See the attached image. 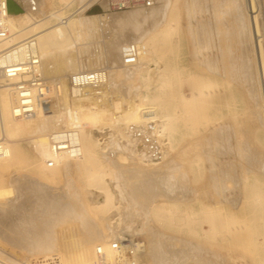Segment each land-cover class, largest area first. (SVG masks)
Here are the masks:
<instances>
[{"label": "rangeland", "instance_id": "1", "mask_svg": "<svg viewBox=\"0 0 264 264\" xmlns=\"http://www.w3.org/2000/svg\"><path fill=\"white\" fill-rule=\"evenodd\" d=\"M52 1L53 0L50 1L49 0L48 1L8 0L9 18L10 16L19 13L36 11V9H38V7L42 2H43L42 6H44V4L46 6L45 8L42 7L43 10L42 13L46 14V15L44 14V16H47L55 11L58 13L64 12L63 14L65 17H70L75 20L82 19V16L93 17L95 15H105V14H111V15L115 14L116 16H121L122 20L121 18H118L113 23L110 21L108 23L99 20L95 23H92V21L89 22L80 21L81 23H79V26L81 27L78 28L80 30H78V33H76L75 39L76 38L77 39L75 40L74 43L75 45L72 46V48L75 51H77L76 49H78L77 55L80 57V59H84V57L86 56H92L96 59L100 57L101 61L98 62V65L101 66L102 64L103 66L105 64L104 66H107L108 63L106 60V55L104 56L103 53L107 54L106 43L112 38L111 36L115 34V38L120 43V51L124 45L129 43L136 45L139 49V57L137 63L134 60L131 61L128 59H124L122 56L121 63L119 64V66L121 67V70L123 71L124 75H126V78H128V81H124L125 77L121 73L119 77L120 81L126 82V84L131 86L132 88L134 87L140 89L142 88L143 90L142 89L140 90L142 94L148 93L151 95V97H153L154 95L158 94L156 93L158 92L156 86L160 84L162 81L161 80L162 77H160L161 72H163L164 70V73L167 74V76L170 78L169 82L171 83L169 84V86H167L164 89H161L159 93L162 94L163 98L168 95L166 98L168 101L166 112L175 116L173 129L170 132H168L167 135H165L166 137H164V139L166 140L163 141V144H165L166 142V144L164 145L165 148L164 156L162 155V153H160L159 155V152L158 153L157 151L153 152L152 150H150L149 154L151 153L153 157L151 156V154L150 155L147 154L146 156L148 158L151 156V158L149 159L154 161V157L158 154L156 156L157 159L155 160L156 161L163 160L160 162L159 166H156L155 168L154 167L146 168L142 164H137L139 165L137 167L136 165L137 160L133 159L136 157V155H134L132 151L135 149V147L137 148L139 146L142 148L145 144L144 147L147 148V146H149L148 148L152 149V144L156 142L153 141L154 138L151 137V133L148 134V132L151 131H148L149 129H146V125L140 127L141 130L137 128L136 131H138L139 133L141 132L140 134L136 133L135 136H137L136 138L137 140L127 136L130 132V127L126 124H124V126L123 123H121L122 126L120 125L118 126V124H116L117 126L114 125V127L112 125L111 126L101 125L100 127H98L99 129H101V131L102 130L106 131L105 132L106 136H104L106 139L103 137V140L101 142L103 143L105 142L104 146H107L108 148L110 147L112 148V145L116 143L126 144L127 142L126 140H128L129 138H132L133 142L135 140L134 144L132 143V148L130 146V149L127 148L123 150L119 149V152L116 151V153L120 156L118 155L111 156L113 158L115 167L113 168L114 170L112 169V172L107 169L106 170L107 172L105 173L106 175L104 174L106 177L105 176L104 177L106 178L105 180L110 181L109 183L111 185L110 187L112 190H115L114 183H112V180L115 179L116 176L118 177V175H121L122 171L120 169L123 167L130 166L131 162L134 161L135 162L134 165H136L138 169L141 168L148 169L149 172L152 173L157 172L158 174L160 173V176L161 175L168 176L170 174L171 176L173 175L170 178L171 181L177 184L179 183L180 186L175 187L174 193L169 197L163 196L162 197L163 200L165 201V199L167 198L166 199L168 200L167 202L172 204L171 206H173L174 209L179 208L177 212L178 211L180 212L182 211V213L188 212L189 214L190 213L193 214L194 215L193 217H195L196 226L194 225V222L192 223L191 226H186V225L183 226L179 224L169 226L166 222L164 221L159 222L157 219L152 218L153 216L152 217L150 216L149 219L152 222L149 220L151 223L148 222V225L146 226L147 230L149 231L145 232L144 234L137 235L135 236V238L138 239L140 242H143L144 245H146L144 247L146 248L145 250L148 252L149 251L148 245H150V243L153 240L151 235H152V231H154L161 234L164 237L166 236L165 238L168 239L171 238L172 240L170 239L169 241L171 242V244L169 242L168 244L173 246L174 249L177 247V249L175 250H186L189 248L188 247L189 244H187V242L192 238L191 235L194 234L193 238H198L197 233H195V231H198V220H196L198 218V207L200 205H205L204 210L206 212L217 209L216 212L218 211L217 213L220 215V216L218 215L220 221L222 220L223 222V220H226V218L227 220L224 223L225 225L224 224L222 225L221 222V225L219 226V228L221 229H219V235L218 237L216 236L217 238L211 235V237L208 236L206 239H203L199 242V243L204 242V245L207 248L208 247L210 248H208L209 249L208 252L204 254L199 253L198 257L194 256L196 260H198L200 264H264L263 262L264 260H261L264 258V247H263L264 235H262L264 234V221H263L264 211H262L264 210L263 209L264 208V201H263L264 200V106L262 103L264 101V92L259 85V77L257 73L258 72L257 53L259 50V46L257 48L253 43V34L255 33L257 37V33H258V35H260L258 38V43L260 44V48L264 53V0H198V8L195 9L194 8L191 9L190 6L194 5V2L196 3L197 0H158V4L156 5L157 7L155 6L156 12L160 13L161 10L164 9L166 13L169 11L172 13L174 12L175 13L174 16L176 17L175 19L178 20L179 18V21L176 22L175 20L174 23V24L177 23L175 26L176 28H174L177 32L173 33L174 39H172V42L167 47L163 48L161 52L157 53V56L160 57L162 55L164 56L162 60L159 59L158 57L155 58V60L158 62L162 61L161 62L162 64L161 63L152 64L150 67L149 65L146 66L144 65L143 69L144 68L147 69L145 70L146 72L142 69V72L144 71V73H142L143 76L142 78L141 76L137 78L136 74L138 72V68H140L141 66V63L146 62V60H148L149 57L144 52V49L139 46V43L147 36H151L152 33L148 29L149 27L146 24L147 23L146 20L143 19H136L133 21L126 20L124 14L134 9L133 7L126 10H113L112 2H114L115 0H105L106 2L103 0H93V1L86 0L87 2L85 0H69V2L67 0L65 1L61 0V2L60 0H55L53 2ZM87 3L89 4V6L87 5ZM80 4L81 5L83 4V7ZM247 5L249 8L247 7ZM52 6L53 7L56 6V7L53 8ZM48 7H50L52 10ZM83 8L85 10H83ZM79 9L82 12H79L78 11ZM45 10H47V12ZM74 11L76 12L74 13ZM94 12H97V14H93ZM186 15L189 18H187ZM56 23H57L56 20H52L51 22V24H56ZM102 24L104 25L105 28L103 27ZM96 27L98 28L96 29ZM254 27L257 30L256 32L254 31L255 30ZM81 28L86 30H83L82 32ZM195 30H197L198 32V53L195 52L196 45L194 39L192 38L193 35L195 36V34L197 33ZM95 31L97 32V34ZM81 33L82 36L84 37L80 36ZM77 34L78 35L80 34L79 38ZM124 37L127 38L126 42L122 41ZM80 42L81 44H79ZM179 46L181 50L179 49ZM158 66H161L160 68L161 70L159 69ZM188 73L191 74L189 75ZM143 74H145V77ZM157 77L158 79H156ZM181 77H183V79ZM197 77H198V83H197L198 85L196 87L195 79H197ZM135 78L136 80H134ZM139 80L141 81L143 87L140 84ZM191 80L195 82L193 83V81ZM135 82L136 84H134ZM178 82L180 84H178ZM191 83H193L195 86ZM139 84L141 85V87ZM154 84L156 85L153 86ZM149 87H152V89ZM195 89L197 90V92ZM179 90H181L182 92ZM187 90L190 91L188 92ZM191 91L192 93L190 94ZM185 92L186 95L185 94L183 95L189 101L185 100L184 102V100L182 101L180 100L179 93H185ZM195 92L198 93V99H197L198 101H191L190 99L193 98V94ZM205 93H207V95H205ZM173 95L175 96V99ZM190 101L192 103H190ZM193 103L196 104V106H198V110H196L197 108H195L196 106H194ZM187 106H189L190 108H187ZM191 106L194 108H192ZM185 109L186 110L188 109L187 111L189 112V114ZM194 109L196 110V112L198 111V116ZM191 111L193 112V114L194 113L196 114V115L194 114L195 116H197L196 118H194L193 114H190L192 113ZM207 114L208 116H205ZM190 115L193 116V118L191 117L192 119L189 118ZM181 118L184 119L182 120ZM204 118H206L207 120ZM187 119H189L188 120L189 123H187L188 122ZM190 120L194 121V123H192V121ZM196 121L197 124L195 123ZM104 127H106L107 130ZM119 127L121 128L123 127V129H120ZM110 128L113 129L114 132ZM127 128H129V130ZM117 129H120L121 132L120 130H118V132L122 134L118 133ZM110 134L113 135L109 136ZM121 135L124 138H122ZM140 135L143 138L145 135V138H148L149 142L148 139H146L147 143L145 142V138L140 139L139 138L141 137ZM147 135H149L150 138ZM25 137L26 139H23L22 137L20 138L21 140H18V142L21 145L18 142L17 144L21 149H23L22 151H24L25 155L28 154V156L30 155L33 157V159L32 157L30 158L32 162L33 160H35L34 162H36L38 160L37 159L38 157L36 158L37 155H35L36 153L32 149L29 137L28 136ZM108 141L112 144L108 145L110 144ZM140 141L144 142L143 144L141 143V146H140ZM192 143L194 144L192 145ZM184 145L185 146L187 145V147H185ZM107 147H106L107 149L106 151H108ZM99 149L98 152L100 151L99 152L100 154L98 153L99 154L98 157L101 158L102 157L101 155H104V153H102L103 149L101 148ZM182 149L184 151V154L180 153ZM129 150L131 151L129 152ZM186 150L187 151L191 150V154H189V152L187 153ZM185 152L186 154H189L191 158L189 157V155H185ZM193 154L196 155L197 157L196 156L192 157ZM146 157L145 160L148 159ZM101 159L103 160V158ZM149 159L147 161H149ZM133 167L135 168V166ZM20 168L21 171L20 169L19 170L10 169L9 170L10 172L7 171V173L9 174L5 173V177H6L5 180L7 185H10L13 176L17 175L19 177H26L34 181L36 184L43 187V189H45L48 193L55 195H66V193L70 192L69 186L72 187V185L74 184L73 180L75 179H73L74 176L72 173L69 174L71 176L67 175L66 173H63L64 180H62L61 178V180L59 179L55 181L54 180L50 181L44 178V176H42L40 172L36 170H32L31 169L32 165L30 164H24ZM14 171H16V173ZM108 171H110L111 173ZM13 172L14 175L12 176ZM17 172L19 174H17ZM161 173H163L164 175ZM131 174H132L131 172L128 173V175ZM174 176L176 177L179 176V177H177L176 179ZM66 179L69 182V184H67L68 182L66 181ZM131 179H132L131 181L133 182L131 184H136V182L138 181V183L140 182L138 187L144 188L143 186H141V183L145 179H140L141 180L140 181L134 176H132ZM180 179L183 180V181L181 180L182 182H185L184 185L181 183ZM246 182H248L249 184H246ZM252 184L254 186L252 188L255 190H252L251 188ZM38 185L35 186L36 189L39 188ZM255 185L257 187H255ZM57 186H60L61 188ZM136 186L137 185L135 186L133 185L134 188H136ZM144 186L145 188H148L146 187V185ZM110 187H108V189ZM133 187L131 188L134 189ZM58 188L60 189L58 190ZM82 189H83L82 194L83 196H85L84 199L89 198L91 196L90 195L91 191L88 190H92V189L84 185ZM249 189L251 190L249 191ZM137 193L134 194L138 195V198H140V200L143 201L144 198L151 200V197L149 198L147 194L141 192L140 195L139 193L138 194ZM198 193L200 194L199 197H201L200 204L198 203V199H197ZM247 193H251L252 195L251 194L248 195ZM261 193L263 194V196L261 195ZM131 194L134 195L133 193ZM257 194L263 197V200ZM248 196H250L251 198H248ZM255 197L261 199V203H260V199L258 200L259 201L258 205H257L258 201L257 199H255ZM157 198L160 199L161 197H157ZM162 198L160 200H162ZM247 198L249 200L252 199V201L253 200L255 201L251 202ZM28 199H30V197ZM28 201L29 200L26 199L21 200V202H23L22 203L23 207L28 209V211L27 210L23 211L24 209L22 210V212H24V215L22 217L23 220L22 222H26L24 223V227H21L23 230L32 231L33 229L39 227L42 223L47 222L45 228L52 232L54 231L55 233L58 232V235L59 233L60 235L63 236L67 235L66 237H70V235L71 236L74 235L75 238L78 240L85 239V234L82 229L83 227H85V225L79 223L77 219L67 218L59 223L58 221L55 220L54 212L49 210L48 207L47 208L45 206L41 207V205L40 206L35 205L36 208L32 207L34 205H31L30 207L31 203L28 204L27 203ZM141 204H143L142 207L146 206V208H149V203L146 202L145 204L144 203ZM81 206L84 209L85 213L89 210L86 209L87 206H85L84 203L81 204ZM121 206L123 207H121L117 211H114V213L112 214L113 222H118L119 220H117V218H119V216H123V218L127 220V223L132 225H136L141 222L140 221L141 218L138 216L139 211L137 209H133L127 202H124ZM244 208L245 209L247 208V210L244 211ZM241 209L244 212L241 211ZM10 210H11V204L8 203V199L1 200L0 212L4 213V215L3 216L0 215V259L2 261L4 260L6 263L8 262V264H24V263L31 264L30 262L34 264V261L36 260H33V258L36 256H34L33 254L30 255L28 249L25 246L19 245L12 240V237H14L15 229L13 227L14 223L12 221V218L8 216V212ZM90 213L91 215L95 214L94 211L93 212L90 211L86 213V218L88 216L87 218L88 221L92 225L94 226L96 225L95 226L96 228H99V224L96 223L98 222L97 220H100V222L101 220H103L101 224L104 223L105 225L107 224L106 220L104 221L105 218L103 217L105 215H102L103 213L96 212L97 214L93 215L94 217L93 216L91 217ZM240 213L241 214L244 213V215L243 214L241 215ZM257 213L259 216H256ZM98 214L101 215L99 216ZM261 216H263V219ZM99 217H102L103 219ZM94 218L96 219V221H94L95 220ZM157 221L159 223V226H163L164 224L163 228L165 227V230L162 227L161 229L166 232H162L161 229L157 228L158 226L157 227L155 226L158 225ZM153 222H156L155 225L152 224ZM239 222L240 223L242 222V225ZM243 225L244 227H242ZM26 226H28L29 228L28 227L26 228ZM116 226L117 223L110 224V228L113 230H117ZM169 227L171 228L169 229ZM77 228L80 230H78ZM156 228L157 231H155ZM67 229L69 230V232ZM168 229L171 231H168ZM238 229H240L239 231H242L241 234H243V236L245 235V237L241 235L243 239L239 238L241 236L240 234L238 235L239 233ZM80 232L81 235L78 234ZM126 235L127 237H129L128 232ZM174 238H176V242L174 241L175 240ZM193 238L188 243H190L191 245L196 244L198 246V243L192 242ZM184 240L187 241L185 242ZM145 241H148L149 243L148 242L146 243ZM178 241L180 242V244L181 243L183 244L180 245ZM196 241L198 242V239H196ZM220 243H222L224 246H222ZM90 246L91 244L89 242L81 244V247L90 248ZM40 255L41 256H39V258H41L43 254ZM138 258L139 261L137 259L138 262L137 264H139V262L140 264H148V263L152 264V260L151 259L149 260L148 258L147 261L146 259L147 257L145 258V256L143 255H141ZM189 260L192 262V260L195 259L191 260L189 258ZM189 260H187V263L190 262Z\"/></svg>", "mask_w": 264, "mask_h": 264}, {"label": "bare ground", "instance_id": "2", "mask_svg": "<svg viewBox=\"0 0 264 264\" xmlns=\"http://www.w3.org/2000/svg\"><path fill=\"white\" fill-rule=\"evenodd\" d=\"M46 1H48V0H46ZM53 1H55V0H53ZM67 1L69 2V0H67ZM103 1H105V0H103ZM154 1H155V4L152 6V8L151 7H144V6H136V7H133L134 9H132V10L130 9L131 11L128 13L124 12L125 13L124 17L128 21H133L136 19L146 20L147 21L146 24L149 27V28L148 27L147 28L152 33L151 36H147L146 38H144L139 43V46L144 49V52L147 54V56L149 58H148V60H146V62L141 63V66H140V68H138V72L136 74L137 78H139L140 76H141V78L143 77L142 73H144V71L147 69V68L143 69L144 65L145 66L149 65V67H150L152 64H158V63L162 62V61L158 62L155 60L156 57H158L161 60L164 57L163 55L161 57L157 56V53L161 52V50L163 48L167 47L172 42V39H174L173 33L177 32L174 29V28H176L175 26L177 23L176 24H174V23H175V20H176V22H178L179 18L177 17L178 20L175 19L176 17L174 16L175 15L174 12H173L174 14L170 11L166 13L164 11V9H162L160 13L156 12L155 6L158 4V0H154ZM5 2H6L7 6H6V15H5V18L3 19V22L6 26V28L11 33V39L5 44H0V51L2 49H4V47L7 45L21 44V43L28 41V40L33 41L34 47H35V49H36V51L40 57V69H41L42 75L44 76V78L46 79V82L48 83V85L50 87V94H51V100H50L49 105L47 107H44L43 109L37 110L36 114L32 115L31 117L15 118L13 116V113H12V108H13V104H14V95L8 86L0 88V201L8 199V203L11 204V210L8 212V216H10L12 218V221L14 223L13 227L15 230H14V237H12V240L19 245L25 246L28 249V252L30 253V255L33 254L34 256H36V257L33 256L34 257L33 260L40 259L39 258V256H41L40 254H43L41 258H52L53 256H57L59 258L61 264H96L95 263V261L97 262L96 249H97V247L102 246L105 249L106 258L108 259V262L111 263L114 261V252H113V250H111V243L118 238H135V236H137V235L144 234L145 232H148L149 230H147L146 226L148 225V222L151 221L149 219L150 216L151 217L153 216L152 218L157 219L159 222L160 221L166 222L169 226H173L175 224H179V225H183V226L184 225L191 226L193 222L195 225V217H193L194 216L193 214H191V213L189 214L188 212L182 213V211L177 212V210L179 208L174 209V207L171 206L172 204L167 202L168 201V200H166L167 198L165 199L166 202L162 198L163 196L169 197L170 195H172L174 193L175 187L180 186L179 183L177 184V183L171 181L170 178L173 175L171 176L170 173H169L170 175H168V173H167L168 176H162V175L160 176V173L159 174L157 172L152 173V172H149L148 169H144V168L138 169L137 168L139 166L137 164H142L146 168H150V167L155 168L156 166L160 165L161 161H163V160H161V161L155 160V159H157L156 156L158 154L157 155L155 154L156 158L154 157V161L149 159L152 156L151 153H150L151 156L149 158L146 156H147V154H149L150 150H152L153 152L157 151V153L159 152V155H160V153H162V155L164 156V152H165L164 145L166 144V142H165V144H163V141L165 140L164 137H166L165 135H167V133L173 129L175 116L166 112L167 106H168L167 105L168 101L166 98L168 95L163 98L162 94L159 93L161 91V89H164L167 86H169V84L171 83V82H169L170 78L167 76V74L164 73V70L162 69L163 72H161V74H160L161 75L160 77H162V79H161L162 81L160 84H158L156 86V89L158 90V92H156V93H158V94L154 95L153 97H151V95L148 93L142 94V92L140 91L142 88L141 89L136 88V87L132 88L131 86L127 85L126 82H124V81H128V78H126V75H124L119 64L121 63L122 56L124 59H128L131 61L134 60L137 63L138 57H139V49L136 45L129 43V44L124 45L120 51V43L115 38V34L113 36H111L112 38L106 43L107 54L103 53L104 56L106 55V60L108 63L107 66H104L105 64L102 66L101 63H100L101 66L98 65V62L101 61L100 57L96 59L92 56H86V57H84V59H80V57L77 55L78 49H76L77 51H75L72 48V46L75 45L74 44L75 40L77 39V38L75 39V35H76V33H78V30H80L78 28L81 27V26H79V23H81L80 21H88V22L92 21V23H95L99 20L102 22H108L109 23V21H110L113 23L118 18H121V16H116L115 14L114 15H111V14L95 15L93 17H87V16L81 15L82 19L75 20V19H72L70 17H65L63 14L64 12L58 13L56 11L52 12V13L49 12L50 13L49 15L44 16L45 13L44 14L42 13L43 12L42 7L45 8L46 6H45V4H44V6H42V3H43L42 2L40 4V6L38 7V9H36V11H28V12L19 13L16 15H12L9 18L8 0H5ZM60 2H61V0H60ZM80 3H81V1H80ZM87 5L89 6L88 3H87ZM81 6L83 7V4ZM55 7H53V8H55ZM190 7H191V9L192 8H194V9L198 8V0L196 3L194 2V5H192ZM247 7H248V5H247ZM48 8H50V7H48ZM63 8H61V9H63ZM83 10H85V9L83 8ZM45 11L47 12V10H45ZM78 11L82 12V11H80V9ZM191 11H193V10H191ZM247 11H249V10H247ZM75 12L76 11H74V13ZM176 14H178V13H176ZM42 16H44V17H42ZM79 18H80V16H79ZM187 18H189V17L187 16ZM251 19H252V17H251ZM52 20H56L57 23L51 24ZM121 20H122V18H121ZM103 27H104V25H103ZM97 28L98 27H96V29ZM83 30H86V29L81 28L82 32H83ZM197 30H195V31L197 32ZM81 31H79V32H81ZM254 31L255 32L257 31L256 28ZM96 34H97V32H96ZM79 35H78V38H79ZM94 35H95V33H94ZM80 36H82V33ZM259 36L260 35H258V33H257V37H256L255 33L253 34V43H254L255 47L258 48V46H259V50L257 53L258 54V56H257V58H258L257 71L258 72L257 73H258V77H259V85L264 92V53H263L262 49L260 48V44L258 43ZM82 37H84V36H82ZM95 37H96V35H95ZM192 38L194 39L195 45H196V46L194 45L195 50H196L195 52L198 53V32L195 34V36L193 35ZM78 41H79V39H78ZM122 41L126 42L127 38L124 37ZM79 44H81V42ZM77 46H79V45H77ZM77 48H79V47H77ZM179 49H180V46H179ZM82 53H84V52H82ZM24 56H25V54L21 53L17 58H19V57L23 58ZM103 63H105V62H103ZM158 67H159V69L161 68V66H158ZM98 68H104L107 70V78H106L105 82L103 84L97 86V87H88L80 95H72V92L70 89V78L80 71L94 70V69H98ZM151 68H153V67H151ZM142 69L144 70L143 72H142ZM159 71H158V73H159ZM189 71H191V70H189ZM120 73L122 75H124V77H125L123 82L119 80V77L121 75ZM143 75L145 77V74H143ZM148 75H150V74H148ZM153 76H155V75H153ZM183 77H181V78L183 79ZM156 79H158V77ZM178 79H180V78H178ZM134 80H136V78ZM144 80H145V78H144ZM191 81H193V80H191ZM195 81H196L195 84L197 87L198 77H197V79H195ZM195 81H193V83ZM193 83H191V84H193ZM134 84H136V82ZM140 84L142 85L141 81H140ZM156 84H154L153 86H155ZM178 84H180V83L178 82ZM141 85H140V87H141ZM142 87H143V85H142ZM152 87H149V88L152 89ZM179 91H181V90H179ZM187 91L189 92L190 90H187ZM196 92H197V90H196ZM196 92L193 94V98L190 99L191 101H198L197 100L198 99V93H196ZM170 93H172V92H170ZM191 93H192V91L190 92V94ZM183 94L186 95V92L185 93H179V97H180L181 101L184 100V102H185V100H188V99ZM169 95H171V94H169ZM205 95H207V93H205ZM174 99H175V96H174ZM261 99H262V97H261ZM191 101H190V103H192ZM262 103L264 106V101ZM186 105H184V106H186ZM197 105H198V102H197ZM194 106H196V104H194ZM263 106H262V108H263ZM187 108H190V107L187 106ZM192 108H194V107H192ZM195 108H197L196 110H198V106H196ZM196 110H195V112H196ZM262 111H263V109H262ZM188 114H189V112H188ZM190 114H193V112ZM194 114H193V116H194V118H196L198 116V111L196 112L197 116H195L196 114L195 115ZM183 115H184V113H183ZM193 116L190 115L189 118L192 119ZM205 116H208V114ZM178 118H180V117H178ZM181 119L183 120L184 118H181ZM204 119H206V118H204ZM188 120L189 119H187V121ZM190 121H192V120H190ZM121 123H123V126H124V124H126L130 127V132H129L130 135L128 134L127 136L132 137L135 140H137L136 139L137 136H135L136 133H138V134L141 133V132L139 133L138 131H136L137 128H139V130H141L140 127H143L146 125V129H149L148 131H151V132L147 131L148 134L151 133V137L154 138V140L153 139L152 140L156 141V142H154L152 144V149H149L148 148L149 146H147V148L144 147L145 144L143 146L144 148L143 147L141 148L138 146L137 148L135 147V149L133 148L134 150L131 149L133 151V154L136 155V157L133 159L137 160V161L135 160L137 167H136V165H134L135 162L133 161L134 163L131 162L130 166L123 167L120 169L122 171L121 175H118V177L116 176V178L112 180V183H114V188H115V190H117V191H115V190L111 189V187H110L111 185L109 183L110 181L105 180L106 179L105 173L107 172L106 170L108 169L112 172V169L115 167L114 162H113V158L111 156L118 155L116 153V151L119 152V149L120 150H123L126 148L130 149V146L132 148V143L134 144L135 140L133 142L132 138H129L128 140H126L127 141L126 144L125 143L124 144L116 143V144L112 145V148L111 147L108 148L107 146H104L105 142L104 143L101 142L103 140V137L106 136L105 135L106 131L102 130V131H104V132H102L101 129H99L98 127H100L101 125L102 126H105V125L111 126L112 125L114 127V125H116V124H118V126L119 125L122 126ZM187 123H189V121ZM192 123H194V121H192ZM195 123L197 124V121ZM104 128L106 129V127H104ZM107 128H108V126H107ZM119 128L123 129V127L122 128L119 127ZM62 129H74L76 131L77 141L79 143V149L77 151H74V152H61V153H58L55 155V154H53L51 147H50L49 136L53 133H56V132L62 130ZM120 129H117V132ZM127 129L129 130V128H127ZM111 130L114 132L113 129H111ZM124 130H123V132H124ZM128 130H126V131H128ZM120 132H121V130H120ZM120 132H118V133H120ZM118 133H116V134H118ZM144 133H145V131H144ZM120 134H122V133H120ZM125 134H127V133H125ZM111 135H113V134H110L109 136H111ZM25 136L29 137L32 149L36 153L35 155H37L36 158L38 157L37 158L38 160L36 162H34L35 160H33L34 163L30 160V158L32 156H30V155L28 156V154L25 155L24 151H22L23 149H21L19 147V145L17 144L18 140H21L20 138L23 137V139H26ZM147 136L149 137V135H147ZM121 137H122V135H121ZM108 138H110V137H108ZM122 138H124V137H122ZM139 138L142 139L143 137L141 136ZM144 138H145V135H144ZM116 139H118V138H116ZM146 139H148V138H145V142L147 143ZM123 141H125V140H123ZM123 141H122V143H123ZM148 142H149V139H148ZM190 142H193V141H190ZM138 143H139V141H138ZM141 143L143 144L144 142L140 141V146H141ZM111 144L112 143H110L108 145H111ZM193 144L194 143H192V145ZM146 145H148V144H146ZM135 146H136V143H135ZM106 147L108 148V151H106L107 150ZM150 147H151V144H150ZM172 147H173V145H172ZM185 147H187V145ZM99 148L103 149L102 153H104V155H101L102 157L100 156L101 158H103V160L98 157V155L100 154L99 153L100 151L98 152ZM183 149L180 151V153L184 154ZM131 150H129V152ZM170 150H171V148H170ZM191 150L187 151V153L189 152V154H191ZM133 154H132V156H133ZM189 154H186V152H185V155H189ZM118 156H120V155H118ZM143 156L148 158L149 161H147L148 159L145 160V157H143ZM195 156L196 155L193 154L192 157H195ZM189 157H190V155H189ZM163 158H165V157H163ZM32 159H33V157H32ZM49 160L53 161L52 166L48 165ZM164 161H165V159H164ZM24 164L32 165V168H31L32 170H36V171L40 172L41 175L44 176V178H46L50 181H52V180L55 181V180H59V179L61 180V178H62V180H64L63 173H66L67 175L72 173L74 176L73 179H75V180H73L74 181L73 183L75 184V186H74V184L73 185L71 184L72 187L69 186L70 192L66 193V195L51 194V193H48L45 189H43V187L36 184L34 181H32L26 177H19L17 175H14V172L16 173V171H14L12 173V176L13 175L14 176H13V179L11 181V184L7 185L6 180H5V178H6L5 173L9 174V173H7V171H9L10 169H16V170L20 169V171H21L20 167H22V165H24ZM132 165L135 166V168ZM161 165H162V163H161ZM110 171H108V172H110ZM130 172L132 174L128 175V173H130ZM17 174H19V173L17 172ZM161 174H163V173H161ZM69 176H71V175H69ZM132 176L136 177L139 180L145 179L141 183V186H143L144 188L138 187L139 183H140V182L138 183V181L136 182V184H131V183H133L131 181L133 179V178L131 179ZM174 177L177 179V177H179V176H177V177L174 176ZM178 180H179V178H178ZM181 180L182 179H180V181ZM66 181H67V179H66ZM175 181H177V180H175ZM180 181H178V182H180ZM182 181H181V183L184 185L185 182H182ZM67 184H69V182ZM108 184H109V186H108ZM246 184H249V183L246 182ZM36 185L39 186V188L37 186L38 189L35 188ZM83 185L88 186L89 188L92 189V190H88V191H91V193H90L91 196L89 198H87V196H86L87 199H84L85 196H83V194H82ZM133 185L134 186L137 185L136 188H134ZM144 185H146V187H148V188H145ZM246 186H248V185H246ZM57 187H60V186H57ZM108 187H110L109 188L110 190L108 189ZM128 187L129 188L133 187L134 189H132V188L129 189ZM252 187H254L253 184H252L251 188ZM255 187H257V186L255 185ZM60 188H58V190ZM250 190L251 189H249V191ZM252 190H255V189L252 188ZM137 192L139 194L141 192L147 194L149 196V198L151 197V200L145 199L144 197H143L144 198L143 201L140 200V198H138V195H135ZM54 193H55V191H54ZM131 193H133V194L135 193V194L132 195ZM117 194H118V196H117ZM247 194L249 195L251 193H247ZM259 194H257V195L259 196ZM261 195L263 196L262 193H261ZM142 196H143V194H142ZM199 196H200V194L198 193L197 199H198V203L200 204L201 203V197H199ZM250 196H248V198L252 197V196L251 197ZM29 197H30V199H28ZM157 197H161L163 201L160 200L161 198L159 199ZM256 197H255V199H257V201H258L260 198H256ZM259 197H261V196H259ZM253 198H254V196H253ZM22 199L29 200L27 203L28 204L31 203L30 207H31V205H34V206H32L34 208H36L35 205L36 206L41 205V207L45 206L46 208L48 207L49 210L54 212L55 220L58 221L59 223L64 221L67 218L68 219L69 218L77 219V221H79V223H81L82 225H85V227L82 228L84 231V234H85V239L78 240L75 238L74 235H72V236L70 235V237H66L67 235L66 236L60 235V233L58 235V232L55 233L54 231L52 232V231L47 230L45 228V225L47 224V222H44L42 224L40 223L41 225L39 227H37L36 229H33L32 231L23 230L21 227H24V223H26V222H22L23 221L22 217L24 215V212H22V210L24 209L23 211H25V210L28 211V209L23 207V204H22L23 202H21ZM261 199L263 200V197H261ZM261 199H260V203H261ZM249 201L254 202L255 200L252 201V199H251ZM263 201H262V204H263ZM124 202L129 203V205L133 209H137L139 211L138 216L141 218L140 219L141 222L139 224H136V225L129 224V223H127V220H125L123 218V216H119V218H117V220H119L118 222L112 221V219H113L112 214L114 213V211H117L118 209L123 207L121 205ZM146 202L149 203V208H146V206L142 207L143 204H141V203L145 204ZM83 203L85 204V206H87L86 209H89L86 213H88L90 211L91 212L94 211L95 214L91 215V213H90L91 217L93 215H96L97 213H103L102 215H105V216L104 217L102 216V217L105 218L104 221L106 220L107 224L106 225H105V223L101 224V222H103V220H101V222H100V220H97L98 222H96V223L99 224V228H96L95 227L96 225L95 226L92 225L87 219L88 216L86 218V213L84 212V209L81 206V204H83ZM258 203H259V201L257 202V205H258ZM204 207H205V205H200L198 207V218L196 219V220H198V231H195V233H197V235H198V238H193L194 234L191 235L193 238L192 242L198 243V246L196 244L191 245L190 243H188L192 239V238L191 239L189 238L190 240L187 239L188 240L187 244H189L188 249L185 248L186 250H175V249H177V247L174 249L173 246L168 244V242L170 241L171 238H169V239L165 238L166 236L164 237L161 234L151 230L152 231L151 236H152L153 240L150 243V245H148L149 251L147 252L145 250L146 248L144 246H146V245L143 244L142 247L139 249L138 255L135 258V264L138 263L137 259L139 261L138 257H140L141 255L145 256V258L147 257L146 258L147 261H148V258H149V260L151 259L152 264H190V263L191 264H193V263L200 264L199 261L196 260V258L194 256L198 257L199 253L204 254V253L208 252V250H209L208 248H210V247L207 248L204 245V242L203 243L201 242L202 244L199 242L203 239H206L208 236L211 237V235H213L214 237H216V236L218 237L219 229H221V228H219V226L221 225V222H222V220L220 221V219H219L220 215L217 213L218 211L216 212L217 209L206 212L204 210ZM242 209H241V211H243ZM249 209H250V207H249ZM246 210H247V208L246 209L244 208V211H246ZM262 211H264V210H262ZM179 212H180V214H179ZM183 212H186V211H183ZM190 212H191V210H190ZM258 213L256 214V216H259ZM263 213H262V215H263ZM242 214L244 215V213H242ZM0 215L3 216L4 213L0 212ZM98 215L100 216L101 214H98ZM226 216H228V215H226ZM102 217H99V218H102ZM261 217L263 219V216H261ZM226 220H227V218H226ZM226 220H223L222 225L225 223ZM94 221H96V219ZM158 221H157V223H158ZM22 223H23V225H22ZM114 223H117V226H116L117 230H113L110 228V224H114ZM155 223L156 222H153L152 224L155 225ZM240 224L242 225V222ZM229 225H230V223H229ZM30 226H31V224H30ZM155 226L156 227L158 226L157 228L161 229V227L163 228L164 224H163V226H159V223H158V225H155ZM27 227L28 226H26V228ZM242 227H244V225ZM62 228H63V226H62ZM157 228L155 231H157ZM170 228L171 227H169V229ZM68 229H69V227H68ZM163 229L165 230V227ZM169 229H168V231H171ZM172 229H173V227H172ZM180 229H182V228H180ZM255 229H257V228H255ZM78 230H80V229H78ZM161 230H160V232H161ZM239 230L240 229H238V232H239L238 235L240 234V236L241 235L243 236V234H241L242 231H239ZM64 232H63V234H64ZM68 232H69V230H68ZM127 232L129 234V237H127V235H126ZM162 232H166V231L162 230ZM180 232H182V231H180ZM78 234L81 235V232ZM249 234H251V233H249ZM238 235H237V237H238ZM262 235H264V234H262ZM151 236H150V238H151ZM241 237H239V238L243 239V237H245V235L242 238ZM150 238H149V240H150ZM174 239H175L174 241L176 242V238H174ZM196 239H198V242L196 241ZM228 239H230V238H228ZM180 240H181V238H180ZM194 240H195V242H194ZM148 241H145V242L147 243ZM86 242H89L91 244L90 248L81 247V244L86 243ZM169 243L171 244V242H169ZM178 243L180 244L179 241H178ZM175 244H174V246H175ZM179 244H177V245H179ZM181 244H183V243H181ZM220 244L222 246H224L222 243H220ZM260 247H261V245H260ZM263 247H264V244H263ZM261 256H262V254H261ZM182 258H183V260H182ZM184 258H185V260H184ZM189 258L191 260L195 259V260H192L193 263L189 260ZM260 258H262V257H260ZM187 260H189L190 262L187 263ZM261 260H264V258ZM30 263L32 264V262H30ZM0 264H8V262L6 263L4 260L2 261L0 259ZM139 264H140V262H139Z\"/></svg>", "mask_w": 264, "mask_h": 264}, {"label": "built area", "instance_id": "3", "mask_svg": "<svg viewBox=\"0 0 264 264\" xmlns=\"http://www.w3.org/2000/svg\"><path fill=\"white\" fill-rule=\"evenodd\" d=\"M154 0H115L113 10H126L131 7H151ZM6 2L0 0V44L11 39V33L6 28L3 19L6 15ZM24 53L23 58H17ZM107 70L98 68L80 71L70 78L72 95H80L88 87H97L105 82ZM9 87L14 95L12 113L15 118H26L35 115L37 110L49 105L51 100L50 87L40 69V57L33 41L21 44L7 45L0 51V88ZM53 154L74 152L79 149L77 133L74 129H64L49 136ZM52 166L53 161L49 160ZM143 242L136 238H118L111 243L114 252V261L108 262L105 249L102 246L96 249V264H135V258ZM61 264L57 256L40 258L34 264Z\"/></svg>", "mask_w": 264, "mask_h": 264}, {"label": "trees", "instance_id": "4", "mask_svg": "<svg viewBox=\"0 0 264 264\" xmlns=\"http://www.w3.org/2000/svg\"><path fill=\"white\" fill-rule=\"evenodd\" d=\"M93 14H97V12H94Z\"/></svg>", "mask_w": 264, "mask_h": 264}]
</instances>
